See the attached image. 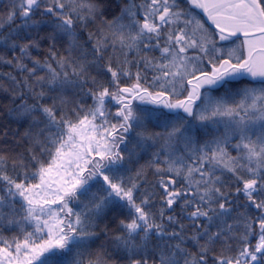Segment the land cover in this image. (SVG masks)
I'll use <instances>...</instances> for the list:
<instances>
[{
    "label": "snow or ice",
    "instance_id": "snow-or-ice-1",
    "mask_svg": "<svg viewBox=\"0 0 264 264\" xmlns=\"http://www.w3.org/2000/svg\"><path fill=\"white\" fill-rule=\"evenodd\" d=\"M0 264H264V0H0Z\"/></svg>",
    "mask_w": 264,
    "mask_h": 264
}]
</instances>
